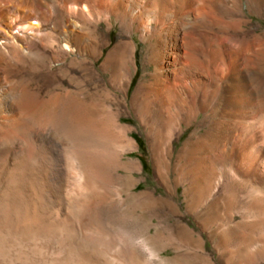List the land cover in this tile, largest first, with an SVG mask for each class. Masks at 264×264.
Listing matches in <instances>:
<instances>
[{"label":"bare ground","instance_id":"obj_1","mask_svg":"<svg viewBox=\"0 0 264 264\" xmlns=\"http://www.w3.org/2000/svg\"><path fill=\"white\" fill-rule=\"evenodd\" d=\"M256 18H264V0H0V258L23 248L30 252L19 254L44 264L93 261L76 239L82 226L72 211L63 206L53 212L57 208L47 204L50 182L60 193L72 179L73 193L83 195L88 169L109 172L116 165V127L109 123L100 131L96 107L82 98L77 84L78 75L98 79L97 68L110 74L102 79L121 104L134 108L141 100L144 134L155 155L164 143L175 148L192 123L196 126L198 139H187L183 156L192 164L186 190H197L196 202L206 190H216L215 163L226 175L219 190L264 192V29ZM141 43L147 44L142 67ZM35 64L60 84L57 109L41 116L45 128L36 119V98L26 81ZM208 121L210 130L200 135ZM117 127L119 162L131 171L137 164L125 155L134 148L128 137L135 128ZM21 130L32 139L20 138ZM67 134L89 150L105 145V158L76 157L79 174L72 176L62 141ZM11 138L12 146L6 143ZM3 200H28L30 206ZM88 236H100L98 227ZM48 239L59 244V254H48L41 244ZM129 255L122 264H131Z\"/></svg>","mask_w":264,"mask_h":264},{"label":"rangeland","instance_id":"obj_2","mask_svg":"<svg viewBox=\"0 0 264 264\" xmlns=\"http://www.w3.org/2000/svg\"><path fill=\"white\" fill-rule=\"evenodd\" d=\"M254 23L264 29V18H256ZM119 32L116 30L114 34ZM114 34L112 37L116 36ZM146 47V43H141L139 47L138 59L141 67L140 57ZM96 71L98 79L78 75L77 84L82 98L88 103L93 102L96 107L100 131H106L109 123L116 127V165L109 172H93L88 169L86 174L89 182L80 189L87 188L83 195L73 193L75 186L72 179L73 182H67L64 187L63 191L66 192L62 191L61 194L55 191L51 182L48 188L47 207L57 208L53 210L57 212L64 206L62 210L72 211V217L82 226L76 239L86 246L87 253L93 257V263L83 260V264H122V258L128 254L132 255H129L131 264H264V192L219 190L226 175H223V166L215 163L216 190H206L196 202L197 190H186L192 186L189 173L192 164L183 157L187 153V141L198 139L193 136L196 126L192 123L176 142L174 151L164 143L161 155H155V146H151L144 134V109L141 100L136 102L134 108L130 104H121L119 98L111 92V84L102 79H108L110 74L104 73L101 68ZM30 72L26 81L36 98V119L45 128L41 116L57 109L60 102V84L54 81L55 78L49 70L39 64H35ZM142 74L141 68L138 75H135L131 93L138 86ZM119 124L135 128L128 137L134 142V148L127 150L125 155L127 161L137 164L131 171L123 169L121 161L119 162V155L122 153L117 127ZM210 128L211 122H205L199 134H205ZM19 132L20 138L25 137L23 140L32 139L25 131L20 134ZM62 139L63 142L66 141L65 147L67 146V168L74 177L79 174L75 164L76 157L84 162L94 157L97 161L105 158V145L89 150L87 145L74 142L69 134ZM15 142L11 138L6 143L12 146ZM14 159L16 158L10 159L12 163L16 162ZM217 194L221 197L215 200ZM2 202L5 204L6 201ZM7 203L22 208L30 206L28 200ZM91 227H98L100 236H88ZM45 242L41 244L46 246L44 247L49 255L59 254V244L55 239ZM25 251L30 252L23 248L14 249L11 258H0V264L43 263L38 257L34 259L32 254H19ZM30 255L33 260H30Z\"/></svg>","mask_w":264,"mask_h":264}]
</instances>
